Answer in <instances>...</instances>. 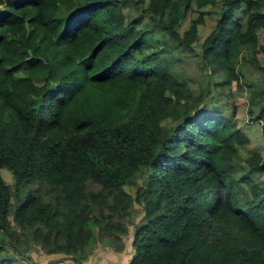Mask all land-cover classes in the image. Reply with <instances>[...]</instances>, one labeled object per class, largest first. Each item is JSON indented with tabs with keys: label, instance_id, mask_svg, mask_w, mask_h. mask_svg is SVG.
I'll list each match as a JSON object with an SVG mask.
<instances>
[{
	"label": "trees",
	"instance_id": "16d2710c",
	"mask_svg": "<svg viewBox=\"0 0 264 264\" xmlns=\"http://www.w3.org/2000/svg\"><path fill=\"white\" fill-rule=\"evenodd\" d=\"M217 3L195 55L240 87L248 53L264 74V0H0V264H33L9 251L27 231L81 262L131 229L129 264H264V157L240 156L234 110L206 111L168 53ZM250 103L264 118V88Z\"/></svg>",
	"mask_w": 264,
	"mask_h": 264
},
{
	"label": "rangeland",
	"instance_id": "374dc122",
	"mask_svg": "<svg viewBox=\"0 0 264 264\" xmlns=\"http://www.w3.org/2000/svg\"><path fill=\"white\" fill-rule=\"evenodd\" d=\"M217 4L218 5L215 7L208 6L200 10L195 8L194 12L190 14L191 19L198 18L201 11L204 15V22L197 25V40L189 47L183 44L179 45V48L184 52L183 55L177 54L171 48H168V53L174 55L175 60L179 61L176 74L186 79L193 97L205 99L202 107H205L206 111H210L212 107L217 108L222 111L224 116L229 117L231 115L230 112L234 110L235 116L233 120L238 129L248 138V143L239 147L240 156L246 158L252 153H260L264 157V118H259L260 109H258V107H252L250 103L253 92L264 88V74L258 72L256 67L253 68L250 64V59H252V57L248 53L247 57L240 58L239 60L241 64H244V67L240 69L242 72V80L239 83L240 87L237 86L236 81L231 85H225L223 84L225 80L224 71L217 67L218 70L214 73L208 61H202L200 56L195 55H199L200 48L198 45L202 44L216 26L221 3ZM134 12H137V10H134ZM128 15L134 16L136 14L131 10L128 11ZM238 16L244 17L243 22H245V13L243 10L239 11ZM147 22L148 18L145 17L144 23ZM190 24L189 21H186L180 29V35H183L189 29ZM260 33V43L264 45V31ZM148 40L154 42L152 38H148ZM256 59L264 66V53H258ZM210 77L212 81L209 80ZM206 84L210 86V89H208L210 91L209 94H206ZM211 97L212 99H210ZM186 109L187 107L185 105H180L181 111H185ZM170 123V121L166 122L167 125ZM2 176L5 182L14 189L13 175L7 170H2ZM135 190L136 189L133 187H127V191L133 196H135ZM135 206L138 207L137 205ZM139 218L140 216L132 218V222H138ZM131 223H129V225H131ZM26 233L27 234H24V236L21 235L19 238L21 244L17 250L21 254L9 249L16 260L22 262L25 260L26 263H28V259L33 262V264H129L133 257V249L131 247L133 229H131L128 237L123 238V250H127V252L131 251L132 253H124L123 251L121 253L127 256L121 253V255H119L114 252L112 248L106 246L107 242L100 240L96 245L85 250L88 259L85 260L84 258L81 262H77L73 257L63 254H46L40 245L32 242V233L30 231ZM3 237L4 235H0V239H3Z\"/></svg>",
	"mask_w": 264,
	"mask_h": 264
},
{
	"label": "crops",
	"instance_id": "0c3cea01",
	"mask_svg": "<svg viewBox=\"0 0 264 264\" xmlns=\"http://www.w3.org/2000/svg\"><path fill=\"white\" fill-rule=\"evenodd\" d=\"M264 31V30H263ZM129 252H131V251H129ZM129 252H127V250H125L124 251V253H129ZM124 253H121V254H123V255H125V256H127L126 254H124ZM132 253V252H131ZM120 253H119V255H121ZM131 255V254H130ZM129 256V255H128Z\"/></svg>",
	"mask_w": 264,
	"mask_h": 264
}]
</instances>
